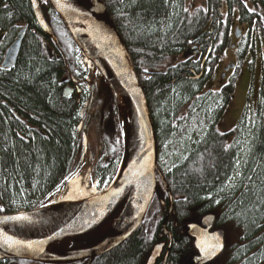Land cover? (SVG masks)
<instances>
[{
    "label": "trees",
    "instance_id": "1",
    "mask_svg": "<svg viewBox=\"0 0 264 264\" xmlns=\"http://www.w3.org/2000/svg\"><path fill=\"white\" fill-rule=\"evenodd\" d=\"M103 1L144 87L160 161L168 155L174 164L166 171L160 162L174 202L173 215L166 222L175 236L168 264H179L182 256L195 251L193 240L178 232L181 228L186 231L187 219L195 211L204 214L218 206L219 225L234 224L241 233L240 241L229 248L230 263L260 264L264 260V107L251 113L245 110L236 125L222 133L218 126L233 99V88L206 90L203 81L183 76L181 65L175 62L198 23L185 22L180 7L170 0ZM45 11L58 43L41 28L31 0H0V213L41 206L72 176L80 158L77 128L90 93L81 84L79 101L77 90L67 99L64 89L77 86L72 75L84 81L87 72L79 64L80 50L57 12L49 3ZM23 28L17 65L2 69L6 47ZM60 28L73 41V48L61 44ZM107 94L112 96L109 117L96 136L107 151L106 157L97 158L95 167L102 184L111 182L124 156L123 123L114 93ZM19 115L28 123L19 121ZM180 147L182 152L176 154ZM235 170L238 174L232 179ZM158 197H165L170 206L163 185ZM159 198L129 242L98 264L145 262L153 246L167 237L164 220L169 209ZM176 221L179 227L175 228Z\"/></svg>",
    "mask_w": 264,
    "mask_h": 264
},
{
    "label": "water",
    "instance_id": "2",
    "mask_svg": "<svg viewBox=\"0 0 264 264\" xmlns=\"http://www.w3.org/2000/svg\"><path fill=\"white\" fill-rule=\"evenodd\" d=\"M47 1L61 17L84 56L100 69L109 86V92L112 90L116 95L118 85L126 90L131 104V116L128 133L124 130L125 155L119 178L103 194L75 206L58 207L51 204L25 213L0 214V261L23 259L59 264L105 255L128 240L142 226L157 193L158 175L166 186L164 174L158 165L157 132L145 90L140 83L129 48L104 1L90 0L88 5L78 0ZM31 3L41 28L52 38L53 28L42 1L35 0L34 3L31 0ZM25 31L26 28L20 31L18 40L8 50L4 66L9 69L16 65ZM75 91L76 88L66 87L65 98H71ZM77 91L80 101L83 91L81 88H77ZM92 101L91 97L89 112ZM10 109L13 111L12 107ZM168 192L171 195L169 190ZM127 198L120 222L122 231H114L117 227L111 228L102 239L87 235L110 218ZM172 211L173 209L168 213L167 219ZM15 217L27 219H11ZM216 220L215 213H207L200 221L187 223V234L193 239L196 249L191 257V264H202L198 259L200 250L197 247L202 233L208 236L219 234L224 243L223 249L212 259L203 261V264L213 262L224 252L226 230L214 229ZM193 225L196 227L193 228ZM72 238H80L82 241L89 239L90 247L72 251L68 250L69 247L58 248L63 241ZM166 245V242L157 243L145 264H156ZM171 245L172 236L166 256L170 253Z\"/></svg>",
    "mask_w": 264,
    "mask_h": 264
},
{
    "label": "flooded vegetation",
    "instance_id": "3",
    "mask_svg": "<svg viewBox=\"0 0 264 264\" xmlns=\"http://www.w3.org/2000/svg\"><path fill=\"white\" fill-rule=\"evenodd\" d=\"M171 1L174 5L180 7L185 22L188 23L190 20L195 25L198 23V27H195V31L188 36L182 45L181 54L175 59V62L181 65L183 76L200 82L203 81L206 90H221L225 87H232L235 93L237 82L244 75L248 78V82L246 102L240 116L245 110H249V113H251L264 107V0ZM201 21H203V25H201ZM224 121L225 116L218 126V130L227 133L230 129L222 128ZM80 139L81 143L82 138L80 137ZM97 160L94 163V170ZM94 175H96L95 171ZM160 201L163 202V206H168L166 198L160 199ZM220 208L218 206L217 210L219 211ZM150 209H153V207H150ZM168 209H170V206H168ZM209 212H205L202 216ZM176 227H179L177 221L175 223ZM178 232L179 234L183 232L186 234L185 231H182V228ZM165 235L167 237L160 242H166L167 245L162 257L158 259L156 264H168L170 254L167 257L166 252L171 236L173 235V243L175 236L171 230ZM133 236L111 252L93 260L85 259L77 262H65L64 264H98L103 262V258L122 248ZM89 241V239L83 241L79 239L77 242L78 247L71 245L68 250L90 247ZM191 257V255L182 256L179 259V264H191ZM219 258L208 264H213ZM228 259L227 264H231L230 257ZM0 264L43 263L30 260H5L0 261ZM260 264H264V260Z\"/></svg>",
    "mask_w": 264,
    "mask_h": 264
},
{
    "label": "rangeland",
    "instance_id": "4",
    "mask_svg": "<svg viewBox=\"0 0 264 264\" xmlns=\"http://www.w3.org/2000/svg\"><path fill=\"white\" fill-rule=\"evenodd\" d=\"M46 1V0H45ZM44 8H45V3H44ZM61 33V44L67 47H71L73 48L74 46L72 45V40L69 37V35L67 34V32H64V29L60 28L59 29ZM74 51L76 52V50L74 49ZM77 53V52H76ZM83 54L80 52V54L78 55V61L80 62V60H82L83 58ZM81 65V64H80ZM83 68V66H82ZM87 76L84 79V87L86 89V91H88L90 93V98L88 99L90 101L91 97L94 99L92 101L93 107H91V111H90V118L86 119L85 117H83V128L77 130V137L79 139V137L82 138V151L80 154V159L78 161V165L77 168L74 172V174L71 176H75V175H81L83 177V181L85 183H88L90 186L95 184L97 182V180L94 177V163L96 161L97 158L103 159L104 157H106L107 155V151L106 148L104 146V144L102 143L101 140L97 139L96 136L97 134H99L101 127H104V125H106V121L109 117V107L108 103L111 102V95H108L107 93H109L108 90V84L106 82V80L104 79V77L101 74L100 69H97L95 66H88L87 65ZM247 82H248V78H246L244 75H242V77L238 80L237 82V86H236V92L234 93L233 99L226 111L225 114V121L222 123V128L223 129H231L233 128L239 117L240 114L242 112V109L245 105L246 99V92H247ZM92 91H94V95L92 96ZM107 91V92H106ZM106 92V93H105ZM111 93V92H110ZM115 97V103L117 105V112H118V117L120 118V111H119V106H118V100ZM89 101H85L83 104V108L82 111L83 113L86 114V111L89 109L88 107V103ZM90 105V103H89ZM84 114V115H85ZM120 119H122L123 121V130L126 129V122L125 120L121 117ZM130 125V123H129ZM85 129H86V134H85ZM124 135V133H123ZM80 141V140H79ZM92 141V142H91ZM87 146V147H86ZM179 147V146H178ZM182 152V149L180 147V149H177L176 154H179ZM242 154H245L246 151L245 149H243L241 151ZM171 156H164L161 158V163L165 166V170L167 171L169 167L174 166V164H171ZM70 177V178H71ZM115 177V176H114ZM113 177V179H114ZM112 179V180H113ZM69 182V181H68ZM68 182L66 181L64 184H62L61 187H59L55 193H53L52 195H49L47 197V199H45L44 201H42V203L40 205L45 206L48 204H52V202H54L55 200H57L63 193V191H65L67 189V185ZM99 186H97V191H102L105 189V187L108 185L107 183L105 184L106 186L101 185L100 183H98ZM88 188V187H87ZM89 191H91L93 189L92 188H88ZM107 189V188H106ZM165 199V197H162V199ZM160 201V199H159ZM161 202V201H160ZM158 208V206H156ZM155 208V206H154ZM219 213V211H217ZM201 214L197 213L196 211L190 216V218L188 219V221H200ZM226 230H227V244L228 246H231L232 244L239 242L240 241V230L234 225V224H224L223 225ZM72 244L71 240H66L63 243L58 245V248H65L67 249L70 245ZM230 254H228L227 252L221 256L218 261H215L213 264H227V259L229 258ZM229 260V259H228Z\"/></svg>",
    "mask_w": 264,
    "mask_h": 264
},
{
    "label": "bare ground",
    "instance_id": "5",
    "mask_svg": "<svg viewBox=\"0 0 264 264\" xmlns=\"http://www.w3.org/2000/svg\"><path fill=\"white\" fill-rule=\"evenodd\" d=\"M79 2L88 5L90 0H78ZM19 36V35H18ZM16 37L12 42H9V45L6 47L5 51H4V55H3V59L1 62V68L2 69H7L9 70L8 67L4 66V61L6 59V55L8 53V50L11 48V46L18 40L19 37ZM24 42V40H23ZM23 42H22V46H23ZM22 46L18 55V59L22 50ZM17 59V62H18ZM85 61L87 63L88 66H94L92 64V61L88 58L85 57ZM16 62V65H17ZM15 65V66H16ZM14 66V67H15ZM13 67V68H14ZM11 68V69H13ZM118 89H117V100H118V106H119V111H120V115L121 117L125 120L126 122V133H128V129L130 127L129 125V118L131 116V104L129 101V96L126 92V90L118 85ZM15 113V111H14ZM16 114V113H15ZM19 121H21L22 123H28V120L20 117L19 115ZM30 129H32L30 127ZM238 174V170H235L234 175L232 177V179H235L236 175ZM92 188L94 187L93 185H89L88 183H85L83 181V177L81 175H75L74 177H72L67 185V189L65 191H63L62 195L55 200L54 202H52L53 206H58V207H69V206H75V205H79L83 202H85L88 198L94 196V195H98L100 194L99 191H97L98 189L93 188L91 191H89L88 188ZM128 202V198L124 201V203L114 212V214L108 218L101 226H99L98 228L92 230L91 232H89L87 235L93 237L94 239H102L111 228H116V230L114 231H122L123 228L120 227V222L123 218V213L125 210V207L127 205Z\"/></svg>",
    "mask_w": 264,
    "mask_h": 264
},
{
    "label": "snow or ice",
    "instance_id": "6",
    "mask_svg": "<svg viewBox=\"0 0 264 264\" xmlns=\"http://www.w3.org/2000/svg\"><path fill=\"white\" fill-rule=\"evenodd\" d=\"M35 3V0H33ZM11 219H27V217H15ZM196 226L193 225V228ZM179 247V245H177ZM197 247L200 250V255L198 256V259L202 261L210 260L213 257L217 255L219 251H221L224 247L223 239L221 235L215 234L212 236H208L207 234L202 233L201 238L199 239L197 243Z\"/></svg>",
    "mask_w": 264,
    "mask_h": 264
}]
</instances>
